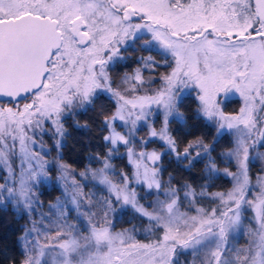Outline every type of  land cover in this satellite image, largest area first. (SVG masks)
<instances>
[{"label":"snow or ice","instance_id":"obj_1","mask_svg":"<svg viewBox=\"0 0 264 264\" xmlns=\"http://www.w3.org/2000/svg\"><path fill=\"white\" fill-rule=\"evenodd\" d=\"M141 40L145 50L159 45L171 57V72L161 76L162 87L155 91L149 90L151 81L146 88L140 69L114 86L112 70L125 59L123 52ZM139 60L145 69L156 66L150 56ZM186 88L196 91L198 114L212 122L217 135L233 136L224 155L235 162L236 171L223 170L233 180L228 191L198 193L184 185L188 206L182 210L180 189L169 183L165 190L162 158L174 155L192 163L203 153L209 161L207 178L220 171L211 156L214 148L203 138L181 151L169 131V117L179 115ZM234 93L243 104L237 113H227L224 106ZM104 99L114 108L108 113L102 106L100 112L109 155L102 167L79 173L106 187L108 197L94 203L75 170L62 162L60 149L65 121ZM158 115L163 116L160 129L153 124ZM141 124L148 129L147 139L136 137ZM45 136L54 141L53 159H47ZM156 140L166 151H148ZM121 145L131 175L115 173L110 162ZM261 148L264 0H0V204L13 203L31 214L42 206L38 189L53 171L65 185V202L50 206L55 219L41 214L39 226L33 223L21 237L19 264H181L185 254L194 257L192 264L197 259L199 264H264V174L249 198V163L264 162ZM137 186L155 191V203L141 204ZM205 198L216 206H201ZM127 208L147 218L146 231L154 239H136L135 226L114 230L117 213ZM246 209L253 210L259 227L250 232L249 247L237 249L229 239L240 229ZM72 211L77 220L85 218L83 231L69 223Z\"/></svg>","mask_w":264,"mask_h":264},{"label":"trees","instance_id":"obj_2","mask_svg":"<svg viewBox=\"0 0 264 264\" xmlns=\"http://www.w3.org/2000/svg\"><path fill=\"white\" fill-rule=\"evenodd\" d=\"M146 39L149 38L146 37ZM143 43L144 40H141L135 44L134 49L129 47L127 51L123 52L125 59L118 62L111 72L113 79L115 76L129 74L135 68H140L142 73L149 75H158L168 71L169 65L172 63L171 57L166 56L162 50L154 46L151 50H145L141 47ZM149 56L156 61V66L145 69L139 58H148ZM237 105L238 98L231 97L224 106V111L234 112L238 107ZM102 106L108 113L114 110L112 102L104 99L97 103L94 108L79 110L65 121L67 134L63 138V147L60 151L63 157L62 162L68 164L71 169L77 171L93 168L100 163L101 158L109 153L110 146L103 140V136L107 132L102 130L101 121L103 117L100 115ZM178 112L180 119L172 116L169 119L168 128L176 139L180 150L182 151L189 141L200 137L205 142L210 140V144L214 148L211 154L215 157L216 164L218 166L227 164V160L221 158V155L230 146V134L225 133L223 136L215 134V127L212 122L198 114V102L192 91L183 95L179 101ZM44 140L48 146L52 144V148H54L49 136H45ZM161 144V141L156 140L150 143L147 148H158L161 152L166 151V148L162 147ZM53 156L56 157L57 153L53 152ZM110 162L115 173L127 172L129 174L131 164L127 160L124 146L121 145L119 151L112 154ZM206 163L207 160L202 156L192 163H188L183 160L177 161L174 155H165L162 158L164 169L161 177L164 181L162 182H165L166 185L170 183L172 187L180 189V194L182 190H185L184 185H191L196 191L201 187L208 192L224 189L229 183L228 178L218 173L209 180L207 178L209 173L205 170ZM114 178L118 179V176ZM60 193L61 189L54 180L49 185L42 183L38 190V197L42 206L37 207L31 214L21 208L17 209L12 203L0 204V264H12L13 260L19 264V261L23 259L20 240L22 233L31 227L32 221L39 219V211L46 217L47 214L51 216L50 212L44 214L50 211L46 206L48 203L54 202ZM136 221L135 214H132V211L127 208L124 212L116 215L114 230L127 227ZM190 259L191 263L189 264H192L194 257L191 255ZM195 264H199L198 259Z\"/></svg>","mask_w":264,"mask_h":264},{"label":"rangeland","instance_id":"obj_3","mask_svg":"<svg viewBox=\"0 0 264 264\" xmlns=\"http://www.w3.org/2000/svg\"><path fill=\"white\" fill-rule=\"evenodd\" d=\"M150 39V37H148ZM155 48H158L160 50L163 51V49L159 46V45H153ZM164 52V51H163ZM137 69H140V68H135L133 70H131V72L129 74H133L136 72ZM141 70V69H140ZM171 67L168 69V71L166 72H163V73H159L158 75H149L148 73H142L143 75V78H144V81H145V85L148 86V82H152L151 83V86H150V91H155L159 88L162 87V81H161V76L163 75H166L168 73L171 72ZM124 75L122 76H115L114 77V80H115V85L114 86H119L120 85V82H121V78L123 77ZM192 91V94L196 97L197 96V93L195 90H193L192 88H186V89H183L181 94H180V100L181 98L183 97V95H185L186 93H190ZM231 97H237L238 98V107L236 109V111L234 112H227V113H237L240 109V107L242 106L243 104V100L242 98L239 96L238 93H234L231 95ZM197 99V98H196ZM198 102V100H197ZM199 106V105H198ZM179 113V112H178ZM173 117H176L178 119H180V114L179 115H176V114H173L172 115ZM170 116L169 119L172 117ZM119 123V122H118ZM153 124L154 126L157 128V129H160L162 126H163V116L162 115H158L157 118H154L153 120ZM215 127V126H214ZM145 129V130H144ZM118 131H123L122 128H117ZM142 131V132H141ZM107 134V133H106ZM215 134L217 135V132H216V127H215ZM136 137L137 139H147L148 138V129L146 127H144L142 124L140 125L139 127V131L136 133ZM230 139H231V143H230V146L225 150L223 151L222 155H221V158H225L227 160V164H224V166H218L217 167L219 168V172L220 174H222L223 176L224 175V169L225 168H228L229 171H236V164L234 161H229L228 158L225 157V153H227L229 151V149L233 146L232 142H233V136L230 134ZM51 142H53L54 144V141L51 139L50 140ZM45 142V147L49 150L50 154L49 156L47 157V159H53L55 158L53 156V152H56L55 148H52V144L50 146L47 145L46 141L44 140ZM190 142V141H189ZM209 145L210 144V140L205 142ZM187 145V144H186ZM185 145V146H186ZM184 146V147H185ZM183 147V148H184ZM166 148V146H165ZM154 148H149L148 147V151H151L153 150ZM157 151H160L158 148H156ZM183 150V149H182ZM259 151L261 152H264V148H261L259 149ZM57 153V152H56ZM125 153H126V156H127V152H126V149H125ZM109 155V153L107 154V156ZM253 156L256 155V153H252ZM205 160H207V163H206V169L207 170V165H208V156L203 154L201 155ZM212 158L215 159V157H213V155L211 154ZM106 157V156H105ZM104 158V157H103ZM103 158H101V161L103 160ZM225 159H223L225 161ZM127 160L129 162V159H128V156H127ZM100 163L93 167V168H88V169H98L100 167H102V163ZM19 164H20V161L17 159L15 161V167H17V169H19ZM85 170L87 169H84V170H75V173H76V179L79 183H82L85 185L84 187V192L86 194H93V202H97V201H101L103 200L104 198L108 197L109 193L106 189V187L104 185H101L98 183L97 180H94L91 178V176H89L88 178H82L79 176V173L80 172H84ZM132 173V165H131V169H130V172H129V175H131ZM218 173H212L211 175H215V174H218ZM264 174V162L260 161V160H252L250 161L249 163V175L251 177V181H252V189H251V195L249 196V198L251 199L252 198V195L255 194L256 192V188L254 187L256 185V181H257V177H259L260 175ZM4 175V172L3 171H0V178H2ZM59 173L57 171H54V173L52 172L51 173V179L50 180H47L43 183H46L47 185H49L53 180L59 185L60 189H61V193L60 195L56 198V200L54 202H50L47 204V208L50 209V211H47L45 212L44 214L50 212L51 213V216L49 214H47V217H51L52 219H55V209L54 208H50V206H53V205H57L58 203H62V202H65V185L63 182L59 181L57 179ZM228 178L229 180V183L228 185L222 189V190H216V191H213V192H222V191H228L231 189L232 185H233V180L231 177H228V176H225ZM164 181V180H162ZM69 183H71V180L69 179ZM164 185H165V190L167 189V187L169 185H166L165 182H164ZM172 187V186H171ZM39 190V189H38ZM202 190H205V188L201 187L197 190V192L199 193L200 191ZM72 189L69 188L68 189V192H71ZM137 191H138V194L140 197H142V199L140 200V203L145 205V207H147L148 205L150 204H154L155 201L157 200L158 198V195L155 191H153L151 194L143 189L141 186H137ZM211 193V192H210ZM183 195H184V190H182L180 196L182 198V201H183ZM165 197L163 196V194H159V199L163 200ZM13 204V203H12ZM200 205L203 206V207H206V208H211V207H215L216 204L212 203L211 200H209L208 198H205L204 200H201L200 201ZM14 206V204H13ZM70 206V205H69ZM183 208L182 210H184V208H187V201H183ZM15 207V206H14ZM38 206H36L35 210L37 209ZM23 211L24 209L21 208ZM130 211H132V214H135V216L137 217V221L136 223L134 224H131L129 226H125L123 228H119V229H115V231H122L123 229H131L133 226H135L136 228V232L134 233L135 235V238L140 240L141 242H144V243H147L149 242L151 239H154L155 237L148 233L146 231V229L149 227V222L147 220V218L145 217H141L139 214L135 213L131 208H129ZM95 211H98V209H94ZM149 211H151V208H149ZM120 212L117 213V215L119 214ZM39 219L38 220H34L32 221V224H31V227L33 226V223L37 224V226H39V224L41 223V213L39 211ZM255 216V213L253 212L252 209H246L245 210V213H244V220H243V223L240 227V229H238L236 232H234L231 236H230V239H229V243L237 248V249H240V248H247L249 247L250 245V242L251 240L253 239L252 235H250V232L251 231H255L259 225L257 223V220L254 218ZM77 217V213L75 211H72L70 213V218H69V223H74V224H77L78 228L83 231L84 227H85V224H86V220L85 218L81 217V219L77 220L76 219ZM45 224L48 223L47 220L43 221ZM30 228H27V229H30ZM26 229V230H27ZM25 230V231H26ZM25 232L22 233L21 237L24 235ZM21 240V238H20ZM245 243V244H244ZM200 255L203 257V253H200ZM187 259H185V258ZM191 255L190 254H185V255H182L180 257V261H181V264H189L191 263Z\"/></svg>","mask_w":264,"mask_h":264}]
</instances>
